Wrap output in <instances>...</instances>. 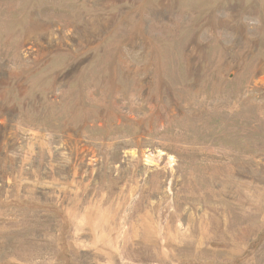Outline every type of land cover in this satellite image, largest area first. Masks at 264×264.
<instances>
[{
	"label": "rangeland",
	"instance_id": "1",
	"mask_svg": "<svg viewBox=\"0 0 264 264\" xmlns=\"http://www.w3.org/2000/svg\"><path fill=\"white\" fill-rule=\"evenodd\" d=\"M0 264H264V0H0Z\"/></svg>",
	"mask_w": 264,
	"mask_h": 264
}]
</instances>
